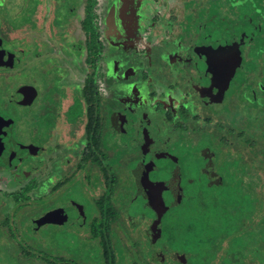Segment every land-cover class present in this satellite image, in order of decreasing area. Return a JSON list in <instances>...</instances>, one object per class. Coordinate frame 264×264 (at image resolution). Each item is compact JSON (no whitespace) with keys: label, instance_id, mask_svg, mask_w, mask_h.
Instances as JSON below:
<instances>
[{"label":"rangeland","instance_id":"obj_1","mask_svg":"<svg viewBox=\"0 0 264 264\" xmlns=\"http://www.w3.org/2000/svg\"><path fill=\"white\" fill-rule=\"evenodd\" d=\"M56 1L59 4L56 3V5L60 6V8L57 7L58 19L55 16L54 0H39L36 8L32 11L34 25H30V28L24 31H27L30 47H33L35 52L37 50H55L58 52L59 73L61 77L58 81L52 80V78L50 80V83L53 81L57 84L58 92L53 91V93H57L56 95L59 100L57 104V125L53 126L55 123L54 118L56 117L55 106L53 108L52 105H47L48 107L44 108V105H42L43 101L39 102L35 98L32 99L30 104H24V107H21L17 103L7 99L5 92H8V90L4 89L5 92H3L4 90H0V141L2 140L3 143H6L7 140V144L12 143L13 146H15V142H20L22 147H20V144L15 147L16 151H18L17 154L25 150L24 145L27 141L34 147L39 146L41 148L44 143L46 146L45 151L39 154L28 153L22 159L16 161V166L0 171V222L6 213L14 210L13 198L11 197L12 192L20 189L29 179L34 178L36 186L29 193L31 202L43 194L47 195L44 192L48 191L50 186L56 181L57 176L64 175L66 166L69 169L71 164L74 165L77 158L79 160L81 150L85 145L84 143H86L83 141L85 140L84 124L87 119L83 114V106L81 109H78L77 106L74 107L75 115L81 116L83 114V123L76 125V132L72 136L68 130L69 120L67 122L65 119L66 108L74 101V94L80 93L85 76L91 73V69L88 68L84 61L85 35L80 28V20L84 16V3L82 0H62L61 3H59L60 0ZM181 1L135 0L132 12L123 23L124 28L121 31H116L108 26L103 29L101 37H106V34L110 30L116 31L107 39L109 41V51L106 53V56L109 55L108 58L113 59L111 61L112 64L108 63L106 69L101 68L103 77L106 83H108L107 85H110L113 90H118L120 81L117 79V74L112 73V71L119 68L120 70L124 69L128 64H131L125 72H128L127 75H133L125 81L135 82L134 85L143 90L145 87L150 86H146V84L153 83V90L158 95L144 100L145 106L152 105V102H155L162 92H167L163 96L164 99L169 100V105L177 109L179 107L178 102L184 96V88H186L185 80L182 76L178 77L179 73L186 67L184 62L185 52L188 50L187 48L190 44L203 41L202 35L208 33H211L217 42L232 44L238 41L241 44L239 59L243 60L242 67L239 68V65L237 67L231 65L227 68V74L229 77L236 75L237 78L249 75L248 79L251 81V85L246 88L242 87L243 90L238 89L236 91L240 95L243 91L241 95L243 97L240 102L239 99L234 101V93H232V96H229L231 92L228 91L224 100L220 102L221 105H215V109L218 110V117H213L212 122L202 120V116L203 112H213L215 110L213 107L207 109L206 106H195V113L199 117L189 126L187 130L188 136L171 129L175 140L170 135L165 144L166 147L163 149L171 152L172 157H176V165L172 164L163 155L156 158V160L153 158L147 159L149 164L155 167V169L160 167L168 168L169 166L172 168L175 165L173 169L179 175V178H174L171 182V176L167 171H158V173L149 171L151 179L161 180L164 189L168 192L175 191L179 197V200H177L171 196L172 199L170 200L169 196L165 194L166 190L161 193L163 205L160 207L163 210V218L160 227L161 232L154 248L153 244H150L151 239L145 233V230L148 228L145 215L152 216L154 213L150 211L149 204L146 205L145 199L140 195H135V189L131 186L128 187V183L126 182L125 171L129 173L132 166L125 162V160L131 155L134 157L133 154L137 151L136 141L133 138L135 137L134 130H138L140 127L137 117L136 119L133 118V121L138 129L134 128L133 130V127H127L125 123L124 127L130 129L129 135L124 141L122 139L118 141L117 139V141L111 143L113 151H110L111 154H109L110 157L108 158L109 162L114 164L115 167L119 166L120 170L121 182L119 185L117 184L116 194L122 198V203H124L126 192L127 203L130 197L133 196L127 206L126 216L124 217L126 229L123 231L121 225H118L116 227V235L112 236V247L116 252L118 261L121 259V253L122 257L124 256L121 260L123 264H208L209 262V264H223L227 245L225 243L221 245L222 240L224 238L230 240L232 235L236 236L237 231L235 229L238 226H246L248 222L245 223L244 218L250 216L248 214L250 209H244L246 205L242 204L241 207H244L241 209L242 213L234 221L223 223L220 220L218 222L220 218L217 219L218 213L215 209H219L218 204L219 202L222 203L224 196L221 187H214L213 192L209 196L203 197L199 192L201 188L198 184H195V180L186 182L185 178L195 179L198 177V170L202 166L199 150H203V148L216 152L212 157L213 168L222 178L226 179L223 172L224 167L230 169L229 166H233L232 162L228 163L227 160H223L224 157L220 158L217 156V154H221L219 150H221L222 146H217L218 140L216 139V135L212 137L214 135L213 130H217L218 128V126L217 128L214 127L213 123L217 124L220 120L217 125L226 129L230 124L234 123V125H238L237 122L242 120L244 121V126L250 125V123H254L255 125L264 120V87L263 90L259 88L261 79L254 80V76L257 73H262L264 68V52H262L264 50V18L261 17V14L264 16V0H243L241 2L240 0H231L233 3L227 2L221 5V9L219 10H216L215 4L204 6V4L200 3L202 0L190 1L191 7L186 9L185 3ZM216 3L219 4L220 0ZM261 5H263L262 9L259 8ZM204 8L208 9V14L202 13V9ZM259 12L260 14H258ZM187 13L191 15L185 20L183 17ZM18 15L20 16L21 12ZM174 15H177V19ZM242 17L244 21L241 20ZM20 30L19 32H21ZM202 45H205L206 48L212 47V44L207 46L204 42ZM130 48H132V52L127 55V51ZM162 49L165 53H163ZM170 49L173 51V54L168 53ZM161 53L164 56L166 55L165 58L156 57L161 55ZM119 58H122V62L114 61ZM25 60L28 63L27 56ZM135 60L137 61L135 62ZM34 61L36 63V60ZM41 65L42 62H40L39 66ZM145 65L149 66L145 68ZM39 66L28 65L27 71L25 70L20 72V74L13 75V78L10 76L7 80L6 78L0 79V85L13 83V86L16 87L20 83H25L30 87L32 84H37L35 82L40 83L38 81L40 78L37 75L35 77L27 75V73L31 74L33 68L40 69ZM98 69L99 67L96 68V70ZM144 69H146L145 72L143 71ZM47 71L48 68L46 69ZM40 73L42 74V70ZM167 74H172L173 76L168 75V77ZM11 78L12 81H10ZM42 80L44 82L42 86L47 87L45 78ZM255 82L257 84H254ZM232 88L230 89L232 90ZM130 90L133 92V88ZM29 93L33 98L36 91L31 88ZM46 96H48V93ZM46 98L44 97V99ZM125 101L129 102L130 100ZM253 102H257L256 104L259 106L254 105ZM228 108H230L229 111ZM149 109L151 107L147 110ZM140 116L142 117L143 115L141 114ZM158 118L159 116L156 115L151 116L157 132L163 134L162 127L164 126L160 125ZM221 118L223 119L221 120ZM231 120L235 122L232 123ZM70 125L74 130L76 126L74 127L71 122ZM193 127H200L199 133L193 131ZM49 129L50 131L52 130L51 138L48 135ZM148 129L150 131V127ZM164 135H169V133ZM59 143L64 148H59V145H55ZM103 150L108 151L107 149ZM234 151L239 154V150ZM127 153L129 156L123 159ZM136 154L135 157H140L141 152H136ZM6 155L11 154L7 151ZM211 155L210 152L209 156ZM261 162V159L254 160L250 164L249 174L245 178L247 182L252 183L253 191L260 195L262 192L264 193V186L261 185L264 181V159L262 165ZM27 164L31 167L23 171ZM0 169H2L1 162ZM14 174H23V177L14 179ZM211 175L216 177L215 181L219 180L214 173ZM70 180L65 188L59 190L54 196L53 194H50L51 197H49L50 195L48 197L45 196L43 199L45 201L41 202L36 210L29 206L27 214L31 215V213L40 210L38 213L40 215L42 210L45 213L50 211L47 208L52 209L53 213L56 210V207H52L54 204H62L64 200L69 199L75 202L78 207L81 206L86 221H89L90 210L84 206L89 199L86 190L88 182L87 174L81 170H77ZM122 180L125 185L122 183ZM125 186H127L126 189ZM88 189L91 191L90 187ZM196 193L199 195H195ZM208 197L209 200H206L205 198ZM227 197L230 196L228 195ZM62 205L69 207L65 203ZM263 206L264 199L261 202V207ZM261 207L256 206V212L259 213L253 216L254 230L258 228L255 225V221L258 218L264 217V210H261ZM67 211L65 213L66 216L74 217L76 210L74 212L71 208H68ZM129 214L132 217H129ZM77 216L79 217L77 220L82 219L78 214ZM77 220L72 222L69 220L62 225H42L40 226L38 237L43 239L42 244L44 246H50L54 250L51 259L60 252H65L70 260H76L77 263L100 264L104 250L95 244L93 238L89 239V227L86 224L81 227L76 226L80 222L79 220L77 222ZM29 239L34 241L32 237H29ZM35 239L37 240V238ZM248 239V236H244L243 240ZM136 243L135 250L133 249L131 252H128L126 246L131 248ZM125 244L127 245L125 246ZM4 246H6V249L3 248ZM255 247H259V245ZM10 250L12 252L8 239L0 235V264H4L3 259L8 256ZM149 250L152 251V254L148 253ZM177 256L183 258L184 261L177 259ZM246 264L260 263L257 260H252L246 261Z\"/></svg>","mask_w":264,"mask_h":264},{"label":"trees","instance_id":"obj_2","mask_svg":"<svg viewBox=\"0 0 264 264\" xmlns=\"http://www.w3.org/2000/svg\"><path fill=\"white\" fill-rule=\"evenodd\" d=\"M61 1L62 0H60L59 3H61ZM82 1L84 3V16L80 20V28L85 35L84 61L88 68L91 69V73L85 76L84 84L81 89L82 93L81 95H75V103L70 105L67 114L71 116L72 121L75 122L76 125L83 123V114L86 116L85 118L87 119V121L84 124L86 143H84L85 145L81 150V154L79 160H77L76 162V165L74 163V170L69 169V171L65 172L63 176H60L59 179H56V181H54L48 191L44 192L47 193V195L43 194L42 196L35 199V201L31 202V196L29 195V193L36 186V180L34 178L29 179L20 189L11 193V197L13 198L14 210L6 213L3 217V220L0 222V235L5 236L8 239L9 246L12 249V252L10 250L8 256L3 259L4 264H80L79 262L77 263L76 260H70L67 253L60 252L62 251V249H60V253L58 255L51 259L54 250H52L50 246H44L42 244L43 239L38 237V232L41 228L40 226L42 225H62L64 222H67L69 220H71L72 222L79 218L77 216L78 213L73 209L72 210L75 212L74 217H68L65 214L68 207L65 208V206L62 204H64L65 201H68L70 203L72 201L67 199L64 200L62 204H54V206H52L56 207V210L54 211L57 213L56 217L55 215L54 217L51 216L53 221H50V215L47 216L48 213L50 214V212H52V209L49 208L47 209L50 211L45 213L44 210H42L40 215H38L40 210L31 213V215L27 214L29 206L36 210L37 207L40 206V203L45 201L43 200L45 196L48 197L50 194H53L54 196L57 192H59V190L65 188V183H68V181L73 177L77 170H81L87 174V181L89 182L87 185L90 186V188H93V184H91L89 181L92 178L93 182H96L98 184V188L104 190L97 191V195H91V193H89V190H87L86 188L87 195H89V199L92 200L91 202H87L84 205L88 210H90V218L89 221H86V218L83 221L81 219H78L80 222H78L77 220L79 224H77L76 226L81 227L86 224L89 227V239L93 238V240H95V244L98 245L99 248L104 250L102 254V261H100V264H123L121 260L124 256L122 257L121 253V259L118 261L116 252L112 247V236L116 235V227L118 225H121V229L123 231L126 229L124 217L126 216L127 206L129 205V202L133 198V196L130 197L129 202L127 203L126 192L125 195L123 194L124 203H122V198H120V196L116 194V190L118 188L117 186L121 182V177L119 174L120 170L118 168L119 166L115 167L114 164L109 162L108 158L110 157L109 154H111L110 151H113L111 148V143L117 141V139L118 141L119 139H122V141H124V139H127L130 132V129H127V127H123L125 126V123L122 126V130L114 128L111 125L110 116H114L117 119H124L122 118V116L124 117L125 112L128 109L125 108L126 110H121V107L118 105L119 103L117 101L118 97L121 95L119 87L118 90H113L111 89L110 85L106 84V81L103 77V72H101V68L103 67L106 69L108 63L112 64V58L110 62H108V60L106 59L108 57V55L106 56V53L109 51V42L107 39L111 37V35L114 34L117 30H122V28H124L123 23L128 18V15H130L132 12L134 0H130L129 3L127 2V7L124 8L118 7L119 4L121 5V3L126 2L124 0ZM190 1L192 0H182L181 2H184L186 5V9H188L191 7ZM217 1L218 0H202L200 1V3L204 4V6L215 4L217 8L216 10L221 9V5H224L227 2L233 3V1L231 2V0H220V3L218 4L216 3ZM241 1L243 0H240V2ZM202 13L208 14V9H202ZM189 15L191 14L187 13L183 18L186 20L189 18ZM174 16L177 19V15ZM243 19L244 18L242 17L241 20L244 21ZM105 21L107 22L105 23ZM107 26L112 27V29H115L116 31L110 30L106 34V37H101L103 29H105ZM208 39L211 41L210 38ZM202 40L203 41H199L198 43H206L205 41H207L206 38H203ZM211 44L212 48H209V53L211 54L212 50L213 53L215 52L216 55H219V60L224 61L226 59L223 63V66L221 67L222 70L215 76V69L213 67L208 68L194 65L197 76L195 77L196 82L193 81V83L199 86L206 85L204 87V90H216V83H221V80H219V78L222 77L224 79L222 83L226 86L229 85L227 88L224 87V89L231 92L230 96L232 95V93H234L235 96H233V100L235 101L239 99L240 102L243 97H241L243 91L241 95L236 91L238 89L243 90L242 87L246 88L251 85V81H249L248 79L249 75H247V77L242 76L241 78H237L236 75H234V77H229L227 74L226 65H229L228 67H230L231 65L234 67H237V65H239V68L242 67L243 60L239 59L241 44L238 43V41L232 44H226L220 41L213 42ZM131 52L132 51L129 49L127 51V55ZM163 53L165 52L163 51ZM165 56H162L161 53V55L156 57L165 58ZM225 56L229 57V59ZM121 59L119 58L115 61H121ZM129 66H131V64H128V67ZM98 67L99 69L96 70V68ZM118 70H120V68ZM117 73L120 74L119 72ZM259 77H261V73H257L254 76V80L259 79ZM186 78V84H190V93H193V95H195L192 105L202 106V99L207 98L205 94H202V91L204 90L202 88L198 90L196 86L194 87L189 82L190 77L186 76ZM254 84H257V82H255ZM231 87H233L232 90L230 89ZM259 88L263 90V88H261L260 86ZM140 93L142 94V91H140ZM226 94L227 93H225V96ZM81 98L84 101L81 100ZM253 103L256 106H259L256 104L257 102ZM75 106H77L78 109H81L83 106L84 113L81 116H79L78 114L75 115ZM161 107L160 109H162ZM138 110V113H141L142 110H146V108H138ZM159 114H157L156 116H159ZM211 116L202 118V120L212 122L213 117H218V113L212 114ZM125 117H127V115ZM197 117L199 116L190 109H178V112L176 113H173L170 110L164 111L158 118L160 125L164 126L162 127L164 133L160 134L159 132H157V135L163 139L162 141L165 142L168 141L170 135L173 136V140H175V136L174 134H172L171 129L176 130L181 134L184 133L188 136L187 130L189 129V126H191V124L195 122V119ZM222 119L223 118H221V120ZM249 121L252 122L251 120ZM219 122H217V124ZM233 122L235 121H232V123ZM243 122V120L237 122L238 125H234V123L230 124L226 129L225 127H221L213 123L214 127L217 128L218 126V128L217 130H213L214 135H212V137H215L216 135V139L218 140L217 146H222L220 148L221 150H219V152L221 151V154H217V156H219L220 158L224 157V161L227 160L228 163L232 162L233 165L229 166L230 169H226L224 167L223 172L226 179L219 176L213 168L212 157L216 152H212V150L210 149L203 148V154L200 153L199 155L202 161V166L198 170V177L195 179L187 177L185 178V181L190 182L195 180V184H198L201 188L199 192L203 197L209 196L211 192H213L214 187H221L222 194L224 196L222 199V203L219 202L218 204L219 209H215L218 213L216 216L217 219L220 218L218 219V222L220 220L223 223H230L234 221L235 218L239 217L242 213L241 209L244 208L241 207L242 204L246 205L244 209H250V212L247 211L250 216L244 218L245 223L248 222V224L246 226H238L235 229V231H237L236 236L232 235L230 240H226L228 238H224L222 240L221 245L224 243L227 245L226 252L223 258V264H246V261L248 262L252 260H257L260 264H264L263 216V218H258V220L255 221V225H257L258 228H256L255 230L253 229V216L259 213L256 212V206L261 207V202H263L264 199V193L262 192V194L260 195L259 193L257 194L256 192H254L252 183L247 182V180L245 179L249 174L250 164L254 160L261 159V165L263 164L264 120L255 125L254 123H250V125L247 126H244ZM128 126L130 127V125ZM192 129L196 133H199V130L201 128L193 127ZM152 130L157 131L155 125ZM149 133L150 132H148V130L146 129L143 132L138 133V137L133 138L136 141L137 145L136 152H141L140 157H135L137 155L135 152L134 154L132 153L134 157H132V155L129 156L127 153L123 159L129 156L125 160V162L129 163V165L132 166L130 170L131 174L130 172L128 173V171H125L126 182L128 183L127 186H131L132 188H134L135 195L142 196V198L145 199L146 205L149 204L148 206H150V211L154 213V215L152 216L145 215V219L149 226V231L152 235L151 237L149 236V238L151 239V241H149L151 242L150 244H153L152 246L154 248V245L161 232L160 227L163 218V210L160 207L163 205V202L161 201L163 200L161 197V193L166 189L163 188L164 185H162L161 180L156 182L150 181L151 178L149 176V171H152V173H158V171L162 172L165 170L170 174L171 180H173L174 178H179V175L178 173H175V169H173V167L177 164V159L176 157H172L171 153L157 152L156 154H149L148 148L147 150L146 148H144L148 147V145H154L155 147H157V145L161 141L157 136H155L154 138ZM168 133L169 135H164ZM103 149H107L108 151ZM234 150H239V154ZM210 152L212 154L211 156H209ZM161 155L167 157L170 162L172 164L174 163L175 165L172 168L169 166L170 168L160 167L155 169V167L151 166V164H149V162L147 161V159L151 158L156 160V158L161 157ZM202 168H204V170H202ZM212 173H214L219 178V180L215 181L216 177H213L211 175ZM122 183L125 185L123 180ZM261 185L264 186V181L261 183ZM127 186H125V189ZM107 189L109 190L108 193L106 192ZM195 195L199 194L196 193ZM228 195L230 197H227ZM49 197H51V195ZM176 199L179 200L178 195ZM205 199L209 200V197ZM228 201L230 202L227 203ZM261 210H264V206L261 207ZM129 217L132 216L129 214ZM238 234L240 235L238 236ZM244 236H248L249 239L243 240ZM29 237H32L34 241H31ZM35 238H37V240ZM126 245L127 244H125V246ZM136 245L137 243L131 246V248L126 246L128 248L127 251L131 252V250H135ZM256 245H259V247H255ZM3 248L6 249V246H4ZM148 253L152 254V251L149 250ZM177 259L184 261L183 258L178 256Z\"/></svg>","mask_w":264,"mask_h":264},{"label":"flooded vegetation","instance_id":"obj_3","mask_svg":"<svg viewBox=\"0 0 264 264\" xmlns=\"http://www.w3.org/2000/svg\"><path fill=\"white\" fill-rule=\"evenodd\" d=\"M38 1L39 0H0V71L2 73L0 75V79L6 78V80H7V79H9L10 76L12 77L15 74H20V72H23L25 70L27 71L28 65H38L39 66L40 62H42V65L39 66L40 69L33 68L31 70L32 71L31 74L27 73L28 76L31 75V76L35 77L37 75L40 78V79H38V81H40V83L35 82L37 84H32L30 87L28 84L20 83L16 87H14L13 83L10 82V81H12V78H13L12 77L9 81L12 84L6 83L7 85H5V84L0 85V90H2V91L4 89L8 90V92H5V90L3 91V92H5L7 99H10L11 102H15L21 107H24V104H30L32 102V99H35V98L39 102L43 101L42 105H44V108L47 105L48 106L52 105V107L55 106L56 109H54V110L56 111V117L55 118L51 117V118L55 119V123L53 125L55 127L57 125V122H58L57 121V113H58L57 104H58L59 100H58V97L56 95L57 93H53V91L58 92L57 91V84H56V82H53V81L50 83V80L52 78V80L55 79V81H58L59 78L61 77V74L59 73L60 63L58 61V59H59L58 52L55 50H53V51H50V50L49 51H38L37 50L35 52V50H33L34 48L30 47V41H29L28 36H27L28 35L27 31L26 32L24 31V30H28V28H30V25H34V19L32 18V14H33L32 11L36 8V4L38 3ZM124 1H126V2L121 3V5L119 4L118 7H123V8L127 7V2L129 3L130 0H124ZM56 3H57V1L54 0V4H55L54 5L55 10L54 11H55V16L57 18V14H58L57 7L59 8V6H57ZM261 7L263 8V5L259 6L260 9H262ZM19 12H21L20 16L18 15ZM258 14H260V12ZM261 17L264 18V16L262 14H261ZM19 28L20 29L22 28V30H20ZM19 30L21 32H19ZM118 31H121V30H118ZM202 37L207 39V41H206L207 46H210V44L213 42H217V41H215L214 36L211 33L203 34ZM208 38H210L211 41ZM202 44L203 43L200 42V43L190 44L188 46V48H187L188 50L185 52V57H184V59H185L184 62L186 64V67L183 68V71L181 73H179V75H178V77L182 76V78L184 80L187 79L186 76H189L190 77L189 82L194 87L196 86V88L198 90H200L201 88L204 90L205 89L204 87L206 85H200L199 86V85L193 83V81L196 82L195 77L197 76L196 75L197 73L195 72V69H194V65H197L199 67H208V68L213 67L215 69L214 73L216 76V74H219L221 72V70H222L221 67L223 66V63L226 60V59L224 61L219 60L218 59L219 55H216L215 52L213 53L211 51V54L209 53V48H212V47L206 48L205 45H202ZM131 49L132 48H130V50ZM259 50H261V49L259 48ZM262 52H264V50ZM168 53L173 54V51L170 49L168 51ZM111 54H113V53H111ZM26 56H27L28 63L25 60ZM225 57L229 59V57H227V56H225ZM106 59L108 60V62H110L112 60L111 58H108V57ZM34 60H36V63ZM136 61L137 60H135V62ZM147 66H149V65H145V68ZM228 66L229 65H226V70H227ZM33 67H35V66H33ZM129 67L126 66L124 69L112 71L113 73L117 74V79L120 81L118 87H119L121 95L118 97V100H117L119 103V106L121 107L122 111L126 110L125 108H127L128 110L125 112L124 117L122 116V118H124V119H121V118L117 119L114 116H110L111 125L118 130H122L123 124L126 123L127 127H129L128 125H130V127H133V130H134V128L138 129V127L136 126V124L133 121V118L136 119V117H137V122H138L140 129L134 130L135 131V137L134 138L138 137V133L143 132L144 130L147 129L148 132H150L149 134L151 136H153L154 138H155V136H157L161 140L160 143L157 145V147H155L154 145H148V147H144V148H146V150L148 148L149 154L150 153L156 154L157 152H159V153L167 152L166 150L163 149L166 147L165 144L167 143V141L166 142L162 141L163 139L157 135V131L152 130L154 128V123L151 119V116L157 115L160 113L159 114V117H160L162 112L168 111V110H170L173 113H176V112H178V109H184V110L190 109L195 113L196 108L194 105H192V102L194 100L195 95H193V93H190V86H189L190 84L187 83L185 86L186 88H184L185 94H184V96H182L181 100L178 102L179 107L177 109H174L171 105H169V103H168L169 100L164 99L163 96L167 92H162L161 96L158 97L155 102H152L153 103L152 105L150 104V106H145V104L143 103L144 100L149 99V98H153L155 95L156 96H158V95L153 90L154 89V87L152 85L153 83L146 84V86H148V85H150V86H148L147 88L145 87V89L143 90L142 88H137L134 85L135 82H126L125 80L130 78L133 75V74L127 75L128 72H125L126 69H128ZM47 68H48V71L46 72ZM132 68H133V66H132ZM41 70H42V74L40 73ZM145 70L146 69H144L143 71L145 72ZM117 72H119L120 74H118ZM129 72H130V70H129ZM53 73H55V75H53ZM131 73H132V71H131ZM133 73H134V70H133ZM191 74L193 76H191ZM168 75L173 76L172 74H167V76ZM44 78H45V81H46L45 83L47 84V87L42 86L44 84L42 79H44ZM260 79L262 81H261V83H259V85L261 88H263L264 87V68H263V72L261 73V77L259 78V80ZM191 80H192V82H191ZM219 80H221V83H216V90L211 89V90H204L205 92L202 91V94H205L207 96V98L202 99V104H203L202 107L206 106L207 109L213 107L215 109V107H216L215 105L220 104V102L222 100H224L225 93L228 92L224 89V87L227 88L229 85L226 86L222 83V81L224 80L222 77L219 78ZM21 82H23V81H21ZM106 84H108V83H106ZM31 88L36 91V94L34 95L35 97H33V98L31 96V94L29 93ZM132 88H133V92H131V90H130ZM76 91L78 92V90H76ZM140 91H142V94L140 93ZM47 93H48V96H46ZM81 93H82V91L80 90V93H76L74 95H81ZM42 95H44V96H42ZM44 97H47V98L44 99ZM81 100H83V99L81 98ZM125 100H130V101L127 102ZM20 102H22V103H20ZM74 103H75V97H74V101L70 105H72ZM70 105L66 108L65 119L67 122L69 120V122H68L69 129L68 130H69L70 135L72 136L76 132L77 126H76V123L72 121L71 116H69L67 114ZM198 106L200 107L201 105H198ZM149 107H151V109L147 110ZM160 107L162 109H160ZM138 108H146V110H142L141 113H138L139 112ZM229 109L230 108H228V111H229ZM216 113H218V110H216V109L213 112H209V113L203 112L202 118L205 116L210 117L212 114H216ZM141 114L143 115L142 117L140 116ZM126 115H128V116L125 117ZM230 116H232V114H230ZM70 122L73 124L74 127L76 126L74 128V130L72 129L73 127H71ZM148 127H150V131H149ZM49 131H50V129H49ZM84 133H85V130H84ZM48 135L51 138L52 130L49 132ZM50 138H48V139H50ZM83 142H86V141L84 140ZM19 144H20V147H22V144L20 142L19 143L15 142V146H13L12 143L7 144V140H6V143H3L2 140L0 141V162L2 163V169H0V171H2L5 168H8V167L16 166V164H15L16 161L22 159V157H24L28 153L39 154L40 152H43L46 149L45 143L40 148L39 146L34 147L33 145H30L27 141V143L24 145L25 150L22 153L17 154L18 151H16L15 147H17L16 145L19 146ZM55 145L56 146L59 145V148L60 147L64 148L63 145H61L60 143L55 144ZM7 151L11 155L7 156L6 155ZM3 152H5V153H3ZM203 152L204 151L200 150V153L203 154ZM168 153H171V152H168ZM77 160H78V158H77ZM77 160H76V162H77ZM47 161H48V159H47ZM76 162H75V165H76ZM30 167L31 166L29 164H27V166L24 167L23 171H26ZM74 167L75 166L73 164H71L69 169L74 170ZM69 169L66 166L65 172L69 171ZM202 170H204V168H202ZM19 177L22 178L23 174H20V175L14 174V179L19 178ZM59 177L60 176H57V179H59ZM157 180L151 179L150 181L156 182ZM70 181L71 180H69L68 183ZM89 181L91 184H93V188H90L91 191H89V193H91V195H97L98 194L97 191L104 190V189L98 188V184L96 182L94 183L92 178ZM170 181L172 182V180H170ZM68 183H65V185H67ZM83 183H84V181H83ZM88 183L89 182H87V184ZM80 184L83 185L82 183H80ZM100 184H102V183H100ZM88 187H90V186L86 185L87 190H89ZM106 192L108 193L109 190L107 189ZM165 194H167L169 196L170 200L172 199V197L177 198V195H176L177 193H175V191L165 192ZM70 201H72V200H70ZM91 201L92 200H90V199L87 200V202H91ZM65 203L67 205H69L68 208L76 210L78 215H80V217L82 218L81 219L82 221L85 219V216L82 212L81 206L78 207L76 205V203L73 201L71 203L68 201H65ZM65 208H67V207H65ZM145 233L148 234V237L152 236L150 231H149V226L145 230Z\"/></svg>","mask_w":264,"mask_h":264},{"label":"water","instance_id":"obj_4","mask_svg":"<svg viewBox=\"0 0 264 264\" xmlns=\"http://www.w3.org/2000/svg\"><path fill=\"white\" fill-rule=\"evenodd\" d=\"M20 103H22V102H20ZM52 212H50V214L48 213L47 214V216H49L50 215V221H53V219L51 218V215H53L52 217H54V215H55V217L57 216L56 214V212L55 211H53V213L51 214Z\"/></svg>","mask_w":264,"mask_h":264}]
</instances>
